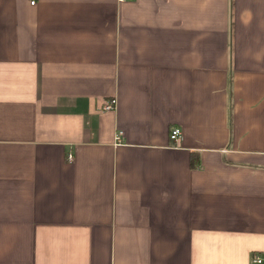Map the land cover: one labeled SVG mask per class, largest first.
Masks as SVG:
<instances>
[{
    "label": "crops",
    "instance_id": "crops-1",
    "mask_svg": "<svg viewBox=\"0 0 264 264\" xmlns=\"http://www.w3.org/2000/svg\"><path fill=\"white\" fill-rule=\"evenodd\" d=\"M32 1L0 0V264H264V0Z\"/></svg>",
    "mask_w": 264,
    "mask_h": 264
},
{
    "label": "built area",
    "instance_id": "built-area-1",
    "mask_svg": "<svg viewBox=\"0 0 264 264\" xmlns=\"http://www.w3.org/2000/svg\"><path fill=\"white\" fill-rule=\"evenodd\" d=\"M119 1H125V0H119ZM32 4H35V0L32 1ZM116 104H117V100L116 98H113V99H110L108 100L105 104H104V110L106 111H111V110H114L116 108ZM124 132L123 131H119L116 135V141L117 143H120L121 142V137L123 136ZM181 136V129L180 128H174L172 131H171V135H170V138L172 141L176 142ZM69 158L70 160L73 159L72 155L70 154L69 155ZM262 261V259L257 256V255H254L252 257V262H256V263H260Z\"/></svg>",
    "mask_w": 264,
    "mask_h": 264
}]
</instances>
